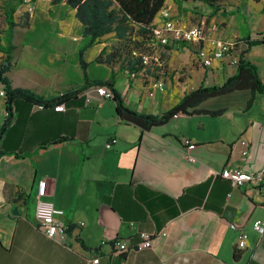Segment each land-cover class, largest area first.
Instances as JSON below:
<instances>
[{
	"label": "crops",
	"instance_id": "crops-1",
	"mask_svg": "<svg viewBox=\"0 0 264 264\" xmlns=\"http://www.w3.org/2000/svg\"><path fill=\"white\" fill-rule=\"evenodd\" d=\"M29 2L31 13L25 3L16 6L23 21L10 31L4 76L11 88L43 100L67 97L59 101L61 111L52 108L59 103L37 108L22 97L10 101L11 117L0 127V264H90L94 257L96 264H264L260 195L208 173L264 166V94L236 89L209 96L163 124L141 129L115 114L112 98H97L93 85L84 83L77 54L87 38L74 10L62 2ZM37 3L47 27L29 26ZM191 26L236 40L233 56L253 64L264 86V41L258 43L264 37V0H242L230 11L217 9L207 27ZM109 34L83 49L85 76L110 79L113 93L132 111L161 115L189 91L217 86L235 72L228 58L203 67L193 47L171 43L155 48L163 58L159 66L130 73L120 61L105 62ZM156 81L161 90L152 87ZM188 144L194 162L185 159ZM39 178L68 228L63 241L35 226ZM255 221L263 223L261 232L252 230ZM141 232L150 236L148 247L140 246ZM240 233L246 244L236 250ZM112 240L131 249L118 253L100 244Z\"/></svg>",
	"mask_w": 264,
	"mask_h": 264
},
{
	"label": "trees",
	"instance_id": "trees-1",
	"mask_svg": "<svg viewBox=\"0 0 264 264\" xmlns=\"http://www.w3.org/2000/svg\"><path fill=\"white\" fill-rule=\"evenodd\" d=\"M49 2L51 4L62 2L74 10V16L82 27V35L87 38L86 43L79 48L77 54L84 83L88 84L87 86L102 85L107 87L112 92V99L115 101V114L126 123L134 124L141 129H148L165 123L177 112H185L187 108L195 106L206 97L223 94L231 90L250 89L264 94V86L259 80L255 66L240 56L234 74L224 82L217 86H198L184 94L174 106L161 115H149L132 111L113 93L110 79L87 80L84 70L85 62L81 58V53L85 47L90 46L95 40L112 33L117 45L110 46L105 56V62L120 61L121 67L130 73L145 70L146 66L141 63L140 55L145 52V45L149 48L147 43L150 40L151 29L154 26L152 20L161 9L164 0H49ZM22 3L23 0H14L12 6L3 8L4 21L7 25L4 40L6 55L3 61L0 62V84L3 85L6 102H10L14 97H22L34 104L59 103L67 95H61L51 102L46 101L29 90L11 88L4 76L9 65L10 31L16 25L12 20V13L16 6ZM211 8L214 11L218 9L216 6H211ZM23 23L25 24V21ZM262 41H264V37L258 43ZM104 52H100L94 60L100 61ZM67 230L68 228H66V232Z\"/></svg>",
	"mask_w": 264,
	"mask_h": 264
},
{
	"label": "built area",
	"instance_id": "built-area-1",
	"mask_svg": "<svg viewBox=\"0 0 264 264\" xmlns=\"http://www.w3.org/2000/svg\"><path fill=\"white\" fill-rule=\"evenodd\" d=\"M23 3L26 4V12L31 13L33 10V5L29 2V0H23ZM158 20H160V25H154L151 29L150 40L147 45L149 46L150 52L144 53L140 55L141 63L145 66L148 65V61L150 58L153 59L154 64L157 66L160 65V61L157 60L156 57H151L156 53L155 48L157 46H165L168 43H183L188 45L189 39V25L181 24L176 19H174L169 13L167 8H161L157 12ZM154 23V22H153ZM153 88H157L159 90L162 89V84L159 81L152 83ZM93 93L99 99H111L112 92L105 86L102 85H93ZM0 101L2 107L0 106V127L4 122L10 119L12 107L10 102H6V95L3 89V85L0 84ZM37 108H42V104H35ZM55 111L63 110L62 104H56L53 107ZM115 140H109L104 146L108 148L111 143ZM239 144L243 147L242 155H246V143L244 141H240ZM243 185H248L251 190L258 195H260L262 204L264 206V166H262L257 171H245L237 169V180H236V188H239ZM45 181L43 178H39L36 180L35 192L33 195V215L35 219L36 228L48 237L57 238L60 241H63L66 238V226L63 222L59 220V216L61 211L56 209L50 201H48L45 197ZM263 228V223L261 221H255L253 223L252 230L254 232H261ZM139 238L142 240L140 246L148 247L150 243V236L146 233H139ZM247 236L244 233H240L237 237V241L235 244L236 250H242L245 247ZM100 244H107L110 249L114 252H125L130 250L131 248L125 244L124 241L121 240H112L110 242L101 241ZM98 259L96 257L91 258L89 260L90 264H96Z\"/></svg>",
	"mask_w": 264,
	"mask_h": 264
},
{
	"label": "rangeland",
	"instance_id": "rangeland-1",
	"mask_svg": "<svg viewBox=\"0 0 264 264\" xmlns=\"http://www.w3.org/2000/svg\"><path fill=\"white\" fill-rule=\"evenodd\" d=\"M242 0H164L161 8H167L171 16L176 19L181 24H196L203 25L207 27V20L215 12L212 10L211 6H216L218 9H225L230 11L236 7ZM260 2L263 0H254ZM14 4V0H0V39L3 36H6V23L4 21L3 8L10 7ZM37 9L34 10V17L31 19L29 26L34 27H47L49 22L46 19V15L43 11V8L40 6V3H37ZM16 8L12 13V20L21 24L23 21L22 16L16 17L15 15ZM154 22V23H153ZM153 25H160V20H158L157 14L152 20ZM218 28V25H215V29ZM107 37L112 43V46H116V39L113 34L107 35ZM168 44H171L170 42ZM110 45V46H111ZM144 47V46H143ZM160 47H157L159 49ZM144 53H149L150 49L145 45ZM156 53L151 55V57H156L157 60H162L163 58L155 49ZM143 53V54H144ZM1 62V61H0ZM154 64L152 58L149 59L148 65L146 68H150Z\"/></svg>",
	"mask_w": 264,
	"mask_h": 264
},
{
	"label": "bare ground",
	"instance_id": "bare-ground-1",
	"mask_svg": "<svg viewBox=\"0 0 264 264\" xmlns=\"http://www.w3.org/2000/svg\"><path fill=\"white\" fill-rule=\"evenodd\" d=\"M188 46L193 47L196 57L203 67H209L212 60L229 59L232 66H236L238 58L233 56L236 50V40H224L212 37L202 26L189 27ZM193 148L192 144L187 145L185 159L188 162H194L195 158L189 154ZM209 175L220 177L227 180L232 186L236 187L237 168L224 167L219 173L210 170Z\"/></svg>",
	"mask_w": 264,
	"mask_h": 264
},
{
	"label": "water",
	"instance_id": "water-1",
	"mask_svg": "<svg viewBox=\"0 0 264 264\" xmlns=\"http://www.w3.org/2000/svg\"><path fill=\"white\" fill-rule=\"evenodd\" d=\"M12 212H16L15 210H12Z\"/></svg>",
	"mask_w": 264,
	"mask_h": 264
}]
</instances>
